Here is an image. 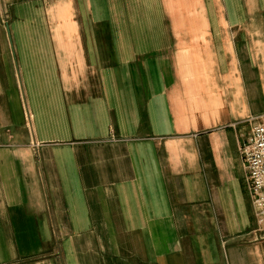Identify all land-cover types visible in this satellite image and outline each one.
Listing matches in <instances>:
<instances>
[{"label":"crops","instance_id":"0c3cea01","mask_svg":"<svg viewBox=\"0 0 264 264\" xmlns=\"http://www.w3.org/2000/svg\"><path fill=\"white\" fill-rule=\"evenodd\" d=\"M259 124L264 0H0V264H264Z\"/></svg>","mask_w":264,"mask_h":264},{"label":"built area","instance_id":"2783aa9c","mask_svg":"<svg viewBox=\"0 0 264 264\" xmlns=\"http://www.w3.org/2000/svg\"><path fill=\"white\" fill-rule=\"evenodd\" d=\"M240 150L247 165L248 187L258 222L264 228V124L253 128L252 135Z\"/></svg>","mask_w":264,"mask_h":264}]
</instances>
